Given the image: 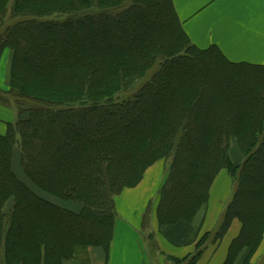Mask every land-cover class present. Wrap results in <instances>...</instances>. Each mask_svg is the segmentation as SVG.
<instances>
[{"label": "trees", "instance_id": "trees-1", "mask_svg": "<svg viewBox=\"0 0 264 264\" xmlns=\"http://www.w3.org/2000/svg\"><path fill=\"white\" fill-rule=\"evenodd\" d=\"M9 6L0 104L16 119L0 134V264H63L107 249L116 198L161 159L164 237L196 241L195 219L225 169L236 188L214 239L238 220L223 264H248L264 233V66L196 48L172 0H0V26ZM208 235L172 262L196 264Z\"/></svg>", "mask_w": 264, "mask_h": 264}, {"label": "crops", "instance_id": "crops-1", "mask_svg": "<svg viewBox=\"0 0 264 264\" xmlns=\"http://www.w3.org/2000/svg\"><path fill=\"white\" fill-rule=\"evenodd\" d=\"M172 5L183 32L196 48L215 47L232 63L264 66V0H172ZM15 119L13 108L0 106V134L5 133L6 123ZM157 167L158 163L149 167L135 187L124 190L115 200L116 214L124 222L120 224L117 217L108 248L90 246L79 258L63 264H174L172 259L180 261L196 251V241L212 231L216 215L212 218L211 211L207 212L193 243L177 246L169 242L156 220L157 202L153 199L161 183ZM223 173L229 176L225 171L218 174L208 207L213 201L217 182L222 177L226 181ZM225 196L228 198V191ZM150 202L151 221L145 228L143 218ZM238 233L239 224L233 221L218 246L207 249L196 264H223L229 245ZM263 253L264 236L251 263L258 262Z\"/></svg>", "mask_w": 264, "mask_h": 264}, {"label": "rangeland", "instance_id": "rangeland-1", "mask_svg": "<svg viewBox=\"0 0 264 264\" xmlns=\"http://www.w3.org/2000/svg\"><path fill=\"white\" fill-rule=\"evenodd\" d=\"M14 22H15V18L10 17V6H9L8 13H7L6 17H5V20L2 22L3 25L0 26V33L3 31V29L6 26L12 25ZM10 55H11L10 54V51L8 49H5L2 52L1 56H0V90L2 92L3 91L4 92H7L9 90V86H8V81H9V77H8V67H9V62H10ZM142 81L143 80H140V81L138 80L135 83V85L133 86V89H130V90L126 91V92L120 93L118 95V98L119 99H126V98L130 97L131 94L140 87V85L142 84ZM11 97L12 96H10V95H6L5 98H6V100H10L9 102H11L12 101ZM0 106H3V105L0 104ZM9 106L10 107H6V106H3V107H5V108H11L12 107L11 105H9ZM13 110L15 111L14 108H13ZM155 163H158V167H157L156 170L158 172V175H160V178H161V183H160L159 189L156 192L155 198L153 199V200H156V202L158 204L159 193H160V190H161L163 184L165 183V180H166V177H167L168 163L164 159L158 160ZM221 171H225V169H221L219 171V173ZM218 174H217V176H218ZM217 176H216V178H217ZM224 176L226 178V181L223 180L224 178L222 177V179H220L217 182L216 192L213 194L214 195V197L212 198L213 201L210 204L211 209L209 210V207L210 206L208 207L207 205H208V201H209L210 192H211V189H212V187L214 185V182H215L216 178H215V180L213 181V183H212V185L210 187L209 195H208V200H207L206 206L200 211V213L197 215V217L195 219V223L194 224H195L196 227L200 228L199 231L201 230V227H202V224H203V219L206 217L207 212H210L211 211V217L213 218L216 215V218L215 219L217 220L216 223H214L215 225H213L214 227H212L213 228L212 231H210V233H209V235L207 237V240H206V242L204 244V247H203V253H202V255L205 252H207V249H209L210 247L213 249V248H215V247L218 246L219 241L216 242L215 239H214V236H215V233L218 231L220 224L222 223V220H223V216H224L226 207H227V205H228V203H229V201H230V199H231V197H232V195L234 193V190L236 188L235 181L231 180V178L229 176L226 177L225 174H224ZM228 178H229V180H228ZM126 189H131V188H126ZM126 189H124V190H126ZM227 191L229 192L228 198H226V196H225L226 193H227ZM63 208H65V207H63ZM146 209H147L146 212H145L146 215L144 214L145 215V218H143V227H145V228L146 227H149L150 221H151V218H150L151 211H152V204H151V202L147 205V208ZM68 210H72L73 212H76L77 208H76V206L71 205V206L68 207ZM118 220H119L120 224L122 222H124V219L120 215L118 217ZM233 221H236L239 224V231H240V223L238 222V220L235 219ZM232 222H231V224H232ZM231 224H230V226H231ZM263 236H264V233L262 235V239H261V243L259 244V247L255 250L256 252L259 250L261 244L263 243ZM255 253L250 258L248 264H252L251 262H252V259L255 256ZM234 259H235V257L230 260V263L229 264H234L233 263V260ZM255 264H264V255L260 258V260L258 262H255Z\"/></svg>", "mask_w": 264, "mask_h": 264}]
</instances>
